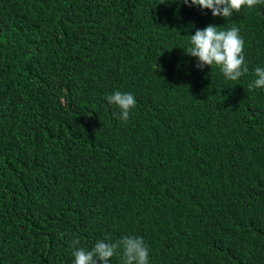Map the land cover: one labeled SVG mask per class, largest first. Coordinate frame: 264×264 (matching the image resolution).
Here are the masks:
<instances>
[{
    "label": "trees",
    "instance_id": "obj_1",
    "mask_svg": "<svg viewBox=\"0 0 264 264\" xmlns=\"http://www.w3.org/2000/svg\"><path fill=\"white\" fill-rule=\"evenodd\" d=\"M208 25L239 28L238 81L185 54ZM257 67L264 4L226 20L183 0H0V264H74L72 240L108 236L142 237L150 264H264ZM116 91L136 98L127 122Z\"/></svg>",
    "mask_w": 264,
    "mask_h": 264
},
{
    "label": "clouds",
    "instance_id": "obj_2",
    "mask_svg": "<svg viewBox=\"0 0 264 264\" xmlns=\"http://www.w3.org/2000/svg\"><path fill=\"white\" fill-rule=\"evenodd\" d=\"M188 7L196 6L201 10H211L213 17L232 18L234 13L242 9H254L264 0H183ZM245 42L238 27H217L208 25L197 29L190 35V46L185 54L197 59V68L218 67L223 76L229 81H238L248 73L249 69L244 57ZM256 79L249 85V90L264 88V68L254 70ZM109 104L119 108V118L127 122L130 113L137 105L136 98L131 93L116 91L107 97ZM107 240V242H105ZM95 243L91 250L80 247V240L74 239V264H110L111 258L120 256L122 264H150V249L142 237L124 236L113 240L110 236ZM122 254V255H121Z\"/></svg>",
    "mask_w": 264,
    "mask_h": 264
}]
</instances>
